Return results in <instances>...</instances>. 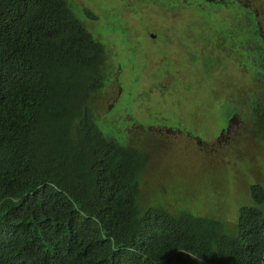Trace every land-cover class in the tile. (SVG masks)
<instances>
[{
  "label": "trees",
  "instance_id": "16d2710c",
  "mask_svg": "<svg viewBox=\"0 0 264 264\" xmlns=\"http://www.w3.org/2000/svg\"><path fill=\"white\" fill-rule=\"evenodd\" d=\"M235 14L259 79L264 12ZM104 59L71 0H0V264H264V182L233 226L140 204L142 154L101 132L88 98Z\"/></svg>",
  "mask_w": 264,
  "mask_h": 264
},
{
  "label": "rangeland",
  "instance_id": "374dc122",
  "mask_svg": "<svg viewBox=\"0 0 264 264\" xmlns=\"http://www.w3.org/2000/svg\"><path fill=\"white\" fill-rule=\"evenodd\" d=\"M227 1L224 7L207 0H71V3L80 19L84 16L92 34L104 41L101 42L106 53L112 48L105 68L114 78L105 79L88 96L99 129L116 136L121 121L145 128L147 121L153 120L162 127L153 129L147 137H138L144 130L128 125L131 132L134 130L129 136L137 137L129 143L136 144L143 160L140 204L175 214L186 211L233 226L239 208L251 202L250 186L264 182V153L254 123V113L256 121L264 120V72L260 71H264V46L259 37L257 43L252 40L254 52L262 49L259 61L262 69L258 74L263 76L257 79L246 62L251 51L250 39L245 34L249 22L233 19L238 15L232 4H252L260 15L264 5L258 0ZM259 29L264 39V18ZM163 30H169V36L176 38L173 46L188 36L191 38L183 48H171L175 58L158 57L151 50L146 51L152 43L143 36ZM223 31H231L236 44L234 51L232 45L223 47L226 44L220 40L215 45L211 43ZM136 35L142 37L144 44L142 40H137L134 46L121 42L132 41ZM168 48H161V52ZM195 54L197 59L192 58ZM258 57H252L253 61ZM172 67L181 70L182 75L173 81L178 88L169 91V75L165 73L156 80L152 77ZM152 80L156 82L155 88L147 83ZM229 103L237 111L234 133L228 141L212 142L205 129L216 127L213 118L220 116L221 123L228 117L232 112ZM207 112L215 114L206 118ZM196 127L201 131L199 134ZM174 128L187 136L174 133Z\"/></svg>",
  "mask_w": 264,
  "mask_h": 264
},
{
  "label": "flooded vegetation",
  "instance_id": "af4514ba",
  "mask_svg": "<svg viewBox=\"0 0 264 264\" xmlns=\"http://www.w3.org/2000/svg\"><path fill=\"white\" fill-rule=\"evenodd\" d=\"M165 30L163 31H158L157 33H153V34H149V39H150V42L152 44L151 47L148 46V49H146L147 52H150V50L152 51L153 54L157 55L158 57L160 56H167L169 58H175L176 55L171 51V48H173L174 46H179V47H182L183 48V45L184 44H188L189 42V39H191L189 36L186 37L187 40H182V41H177L175 42L174 46L172 44L173 40H175L176 38H171L169 36V34H166V35H163L162 38H160V36L162 35V33L164 32ZM168 32V30H167ZM177 36V35H176ZM186 36V35H185ZM218 42V41H217ZM165 44V46H168L169 48L167 50H165L164 52H161V48H164L165 46L162 47V44ZM213 45H215L216 41L213 40L211 42ZM194 57H197L196 54L192 56V58ZM197 59V58H196ZM167 75L170 76L171 78V81L168 83V86H167V89H169V91H173V90H176L178 87L174 86L173 84V81L177 80V77L178 75H182V71L181 70H178L177 68L175 67H172L170 70H167L165 71ZM163 74V73H162ZM165 74V73H164ZM196 74H203V72H198L196 71ZM161 75H158L156 77H152L153 79H158V77H160ZM147 83H152L154 85V88L156 87V82H153L152 81H149ZM153 88V89H154ZM155 90V89H154ZM173 101V100H172ZM229 106H230V109H234L235 110V106L230 104L229 103ZM109 108L111 107V105L108 106ZM177 110H173L172 112H175ZM215 114L214 112H207V117L209 118H212V115ZM235 115H236V112H233L231 114L228 115V117H225L223 118L222 122L220 123V120H219V117L220 116H217L215 118H213L216 122H217V125L214 129H210L208 127H206L205 131L210 134V137H212V142H218L220 143L221 141H228L229 139H231V136L233 135L232 133L233 130H232V126L234 125L235 123ZM147 122H149V124L151 125H147L145 128H142L140 126H137L135 124H132V122L130 124H128V122H123L121 121L119 124H118V127H119V133L118 135L116 136H112L110 135L111 133L107 134L110 138V140H115L118 144H121L123 145L124 147H127V148H135L136 149V144L133 143L132 146L130 145V143L134 142L135 139H137L136 135L134 136V138L132 139L130 136H129V133H133L131 132L132 130L129 128L128 125L130 126H133V127H136V128H142L144 130V132L142 133H139L141 134L140 136L138 137H147V135L152 132L153 129H161L162 127H160L159 125H155L154 124V121L153 120H148ZM178 122L180 124H184L183 121L181 120H178ZM151 126V127H150ZM186 126V125H185ZM187 127V126H186ZM169 129H172V128H169ZM174 133H176L177 131L180 133H185L183 131H180L178 128L175 129L174 128ZM196 132L199 134L201 131L199 130L198 127H196ZM177 132V133H178ZM186 136H187V133H185ZM106 135V134H105ZM138 135V134H137ZM190 136V135H188ZM191 137V136H190ZM216 137V138H215ZM130 142V143H129Z\"/></svg>",
  "mask_w": 264,
  "mask_h": 264
},
{
  "label": "clouds",
  "instance_id": "9594fccd",
  "mask_svg": "<svg viewBox=\"0 0 264 264\" xmlns=\"http://www.w3.org/2000/svg\"><path fill=\"white\" fill-rule=\"evenodd\" d=\"M212 1H215V2H218V3H216V4H220L221 6H223L224 4L225 5H228V1L227 0H207V2H212ZM235 1H237V0H235ZM258 1H260V2H258V3H261L262 4V6L264 5V0H258ZM234 3H236V2H234ZM72 4V3H71ZM232 5H234V4H232ZM235 7H239L240 8V11L241 12H243V10H241V7H243V9L245 10V11H251V12H253V13H257L256 11H255V9H253V7H252V4H241V3H236L235 5H234ZM224 7V6H223ZM264 8V7H263ZM219 11V10H218ZM257 15H260L259 13H257ZM83 18H84V16H83ZM260 22L261 21H259V22H256L257 23V25H256V32L258 33V36L257 37H259L260 39H261V41H262V44H263V46H264V39L262 38V36H261V30L259 29V27H260ZM87 28H88V26H87ZM146 28V27H145ZM148 29H149V27H147ZM89 29V31L92 33V29L91 28H88ZM169 31V30H168ZM147 32V30L145 31V33ZM148 32H149V30H148ZM173 32H175V30H173ZM95 34V33H94ZM147 34V33H146ZM145 34V35H146ZM149 34H153V33H149ZM149 34L148 35H144L143 37H149ZM166 34H168V32H167V30H165L163 33H162V35H166ZM169 35H170V33H169ZM177 35V34H176ZM186 35V34H185ZM96 36V35H95ZM97 37V36H96ZM125 38V37H124ZM97 39L100 41V39L97 37ZM129 39H130V36H129ZM137 40H142V37H139V35H136L135 37H134V39L132 40V41H126L125 39L124 40H122L121 42H123L124 41V45H126V46H134V44L136 43V41ZM148 40H149V38H148ZM102 41V40H101ZM100 41V42H101ZM102 42H104V41H102ZM101 42V43H102ZM141 43H143L144 44V41L142 40V42ZM103 44V43H102ZM107 44L108 45H110L111 43H108L107 42ZM103 47H104V45H103ZM112 51V48H108L107 49V53H106V50H105V47H104V55H105V59H104V62H103V78L102 79H100V82H99V84H98V86H102L105 82V79H107V78H110V79H113L114 77L112 76V73H111V71H107L106 70V68H105V62H106V57L107 56H109L110 55V52ZM124 51H126V50H124ZM123 51V52H124ZM128 51V50H127ZM197 58V57H196ZM118 64L119 65H121L122 63H120V61H118ZM260 66H262V64L260 65ZM113 77V78H112ZM116 78V77H115ZM116 80H117V78H116ZM255 115V114H254ZM102 133H104L103 131H101ZM105 134V133H104Z\"/></svg>",
  "mask_w": 264,
  "mask_h": 264
}]
</instances>
